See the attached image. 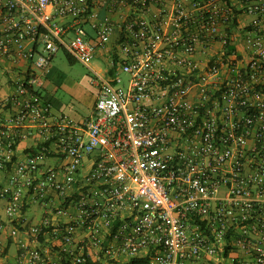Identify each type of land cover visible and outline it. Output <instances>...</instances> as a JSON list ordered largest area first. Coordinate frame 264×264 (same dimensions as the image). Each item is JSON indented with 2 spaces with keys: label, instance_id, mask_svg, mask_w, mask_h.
I'll use <instances>...</instances> for the list:
<instances>
[{
  "label": "built area",
  "instance_id": "1",
  "mask_svg": "<svg viewBox=\"0 0 264 264\" xmlns=\"http://www.w3.org/2000/svg\"><path fill=\"white\" fill-rule=\"evenodd\" d=\"M239 1L243 49L229 0H0V57L31 62L0 89V264H264V0ZM61 49L96 74L82 120L41 92Z\"/></svg>",
  "mask_w": 264,
  "mask_h": 264
},
{
  "label": "crops",
  "instance_id": "2",
  "mask_svg": "<svg viewBox=\"0 0 264 264\" xmlns=\"http://www.w3.org/2000/svg\"><path fill=\"white\" fill-rule=\"evenodd\" d=\"M229 2L234 10L236 22L231 25L222 24L221 30L227 29L228 32L230 33V36L233 38V41H231L230 43L231 46L234 47L239 46V49H243L246 28L252 22L254 16L248 14L242 9V4L239 0H229ZM115 16H118V14H115ZM89 31L92 32V29H89ZM118 33L119 30L115 29L109 41L105 44L104 47L97 50L96 55L103 56L105 57L106 60H108L112 55L113 49L115 47V43L118 38ZM30 46L31 43H28L27 48H30ZM220 47H221L220 42L214 43L213 52L214 53L218 52ZM30 63H31L30 60H28L25 56L19 54L18 52H14L11 56L0 57V84H1L0 89L3 94H7L12 91L13 89L12 85L14 81L13 79L16 78L20 73L25 72L29 68ZM43 86H45V81L42 87ZM42 94L45 98L51 101L49 96H46L44 93ZM53 111L55 114H64L63 112H59L58 110H56L54 107H53ZM7 113H9V110L5 112V114ZM69 117L73 118L72 116ZM85 117L87 116H81L79 117L78 120H82ZM35 143H36V137L34 136H30L26 139L20 140L15 146L16 148H15L14 158L19 159L23 157L25 154H27V152L31 150V148ZM9 168L0 170V193L2 187H4L8 182ZM52 198L54 199L55 203L59 201V198L56 197L55 194H53ZM6 205H7V199L1 196L0 194V217L5 220L8 219L5 211ZM46 213L47 210L45 209L44 205L37 202H30L25 208L24 218L31 223H40L44 219ZM1 237L3 241L6 240L5 235H2ZM16 253H17V245L16 243H13L9 246V250H8L9 259L15 260Z\"/></svg>",
  "mask_w": 264,
  "mask_h": 264
},
{
  "label": "rangeland",
  "instance_id": "3",
  "mask_svg": "<svg viewBox=\"0 0 264 264\" xmlns=\"http://www.w3.org/2000/svg\"><path fill=\"white\" fill-rule=\"evenodd\" d=\"M89 63L96 70L104 71L108 67V60L100 55L90 58ZM95 77L89 66L73 57L70 59L61 49L43 76L45 86L41 91L49 96L56 110L78 120L81 116L90 115L95 107L99 92V86L93 82ZM121 77L126 80L127 74L122 72Z\"/></svg>",
  "mask_w": 264,
  "mask_h": 264
},
{
  "label": "trees",
  "instance_id": "4",
  "mask_svg": "<svg viewBox=\"0 0 264 264\" xmlns=\"http://www.w3.org/2000/svg\"><path fill=\"white\" fill-rule=\"evenodd\" d=\"M68 55H69V57H70V59L72 58V56L69 54V53H67ZM133 262H135V263H137V264H145V263H147V260L145 259V258H135L134 260H133Z\"/></svg>",
  "mask_w": 264,
  "mask_h": 264
}]
</instances>
